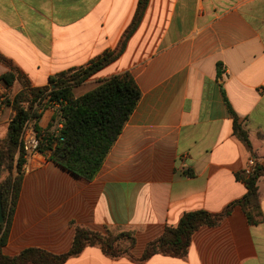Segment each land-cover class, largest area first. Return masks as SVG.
Listing matches in <instances>:
<instances>
[{"label":"crops","instance_id":"1","mask_svg":"<svg viewBox=\"0 0 264 264\" xmlns=\"http://www.w3.org/2000/svg\"><path fill=\"white\" fill-rule=\"evenodd\" d=\"M138 2L0 0V54L33 87L47 86L51 77L114 51ZM9 71L0 63V77ZM125 73L142 97L94 180L40 153L26 158L4 254H66L79 226L133 233L132 257L111 258L90 246L64 264H264V0H150L122 55L75 88V98ZM84 86L91 90L79 92ZM21 90L18 81L0 83L1 140L15 116L6 102ZM228 104L251 150L235 136ZM55 114L45 109L43 131ZM250 159L263 171L257 224L235 206L217 226L194 233L185 258L139 261L184 214L221 213L243 198L247 188L238 177Z\"/></svg>","mask_w":264,"mask_h":264},{"label":"trees","instance_id":"2","mask_svg":"<svg viewBox=\"0 0 264 264\" xmlns=\"http://www.w3.org/2000/svg\"><path fill=\"white\" fill-rule=\"evenodd\" d=\"M149 1L139 0L133 21L114 51L97 57L88 67L71 69L51 77L47 86L33 87L29 78L0 54V63L10 69L0 77V83L11 87L18 81L22 86L13 100L6 102L13 108L15 116L9 124L7 137L0 139V198L6 219V223L0 225V264H64L90 246L100 247L111 258L132 257L131 252L136 246L133 233L108 231L102 234L79 226L75 228L71 249L63 255L29 248L10 257L4 254L3 249L9 241L12 219L23 185L26 153L20 139L27 122H33L38 133V153L47 156L50 161L90 181L102 169L137 108L142 93L130 73L100 81L97 88L81 98H75L74 90L122 55L142 21ZM48 107L55 108L56 114L48 130L43 131L38 123ZM228 107L234 118L235 136L251 150L248 133L229 104ZM55 124L62 127L52 131ZM262 174L261 169L251 177L240 174L238 178L247 188L243 198L221 213L194 211L184 214L177 226L167 227L160 237L146 246L139 261H147L158 254L185 258L194 233L204 226H217L235 206L243 209L251 224H257L261 217L257 182Z\"/></svg>","mask_w":264,"mask_h":264},{"label":"built area","instance_id":"3","mask_svg":"<svg viewBox=\"0 0 264 264\" xmlns=\"http://www.w3.org/2000/svg\"><path fill=\"white\" fill-rule=\"evenodd\" d=\"M20 141L26 153L25 155L26 158L38 153L40 141L33 122L26 123ZM257 170H258L257 161L255 159H250L246 168L243 171V174L246 177H251L257 172Z\"/></svg>","mask_w":264,"mask_h":264},{"label":"water","instance_id":"4","mask_svg":"<svg viewBox=\"0 0 264 264\" xmlns=\"http://www.w3.org/2000/svg\"><path fill=\"white\" fill-rule=\"evenodd\" d=\"M6 223V219H5V216H4V213H3V206H2V201H1V198H0V225H3Z\"/></svg>","mask_w":264,"mask_h":264},{"label":"rangeland","instance_id":"5","mask_svg":"<svg viewBox=\"0 0 264 264\" xmlns=\"http://www.w3.org/2000/svg\"><path fill=\"white\" fill-rule=\"evenodd\" d=\"M86 90H91V89H88V87L84 86V88L82 90H79V92H85Z\"/></svg>","mask_w":264,"mask_h":264}]
</instances>
